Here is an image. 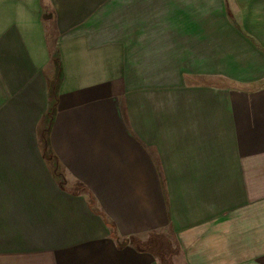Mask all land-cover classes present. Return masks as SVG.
Instances as JSON below:
<instances>
[{
    "label": "crops",
    "instance_id": "1",
    "mask_svg": "<svg viewBox=\"0 0 264 264\" xmlns=\"http://www.w3.org/2000/svg\"><path fill=\"white\" fill-rule=\"evenodd\" d=\"M0 264H264V0H0Z\"/></svg>",
    "mask_w": 264,
    "mask_h": 264
},
{
    "label": "trees",
    "instance_id": "2",
    "mask_svg": "<svg viewBox=\"0 0 264 264\" xmlns=\"http://www.w3.org/2000/svg\"><path fill=\"white\" fill-rule=\"evenodd\" d=\"M51 89H53V87H51ZM52 91V90H51Z\"/></svg>",
    "mask_w": 264,
    "mask_h": 264
}]
</instances>
